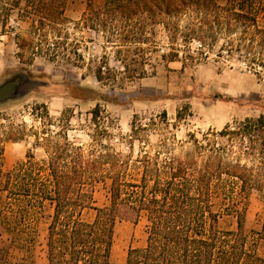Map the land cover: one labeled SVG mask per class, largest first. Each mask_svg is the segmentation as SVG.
<instances>
[{"label": "trees", "instance_id": "trees-1", "mask_svg": "<svg viewBox=\"0 0 264 264\" xmlns=\"http://www.w3.org/2000/svg\"><path fill=\"white\" fill-rule=\"evenodd\" d=\"M67 2L3 4L9 13L25 3L32 18L27 33L17 36L22 53L86 68L102 86L120 89L146 78L156 54L185 68L216 52L219 59L264 74V0H104L99 7L91 5L77 23L103 40L102 55L88 64L84 42L69 32ZM37 111L45 136L36 145L42 144L47 159L38 164L30 155L13 166L0 189L7 198V210L0 212L7 229L21 233L32 213L52 206L48 264H111L116 225L136 224L142 217L147 244L129 250L124 264H263L257 243L264 240V221L250 236L245 220L251 194L258 192L264 200V115L210 130L202 138L189 133L178 140L172 130L193 117L190 103L176 110L175 124L166 111L153 114L148 123L135 114L130 140L139 143L140 152L133 160L111 144L115 122L101 104L90 112L87 144L69 139V110L57 119L65 123L58 132L47 129L55 126L47 107ZM8 128L0 123V164L6 144L24 136L19 126L9 122ZM150 135L155 144H150ZM132 170H137L136 177ZM106 181L109 204L95 207L93 189ZM215 196L221 198L223 211L236 218V230L215 228L220 216L214 210ZM86 210L95 211L93 220L82 218ZM0 264H9L2 248Z\"/></svg>", "mask_w": 264, "mask_h": 264}, {"label": "rangeland", "instance_id": "rangeland-1", "mask_svg": "<svg viewBox=\"0 0 264 264\" xmlns=\"http://www.w3.org/2000/svg\"><path fill=\"white\" fill-rule=\"evenodd\" d=\"M7 1L0 0V86L17 76L25 79L16 98L0 104V118H7L6 122L0 120V123L6 126L7 132L11 131L9 122L19 126L24 136L22 141L8 142L5 146L0 164V189L6 174L15 164L25 161L27 156L32 155L38 164L47 159L42 144L36 145L37 138L45 136L43 121L37 115V108L42 105L47 107L55 121V126L47 127L48 130H61L65 123L57 119L67 109L73 115L69 139L87 144L90 112L97 103L101 104L115 122L112 128L115 136L111 144L118 152L130 155L133 160L140 152L139 143L130 140L135 114L146 118L143 123H148V118L153 114L166 111L169 122L175 124L176 110L190 103L193 117L177 123V128L172 130L178 140H185L189 133L202 138L210 130L221 131L235 121L264 115V74L256 75L235 60L226 62L219 59L215 56L216 52L210 54L207 60L189 63L185 68L180 62L165 63L156 54L153 59L154 70L149 69L146 78L123 89L102 86L86 68L22 53L17 36L27 33L32 18L26 13L25 3L12 8L9 13L4 11L2 6ZM103 1L68 0L65 9L69 32L73 38L84 42L82 53L86 64L89 59L102 55L104 44L101 36L83 31L77 23L91 5L99 7ZM113 60L111 53V66L115 68L118 64ZM156 140L155 136H149L150 144H155ZM132 172L136 177L137 170ZM93 195L95 207L108 205L110 182L97 184ZM6 203V193L0 190V211L7 210ZM214 210L220 214L215 223L217 230L237 229L236 218L223 211L219 196L214 198ZM52 213V206L46 204L42 210L31 214L27 227L24 225L20 229L21 233H15L3 224V213L0 212V248L8 252L9 264H48L47 236ZM94 216V210H86L82 218L91 221ZM263 221L264 200L258 192H253L246 213V233L253 236L252 232L261 230ZM147 238L145 217L136 224L119 222L115 228L111 264H124L129 250L144 248ZM257 246L258 254L264 260V240L258 239Z\"/></svg>", "mask_w": 264, "mask_h": 264}, {"label": "water", "instance_id": "water-1", "mask_svg": "<svg viewBox=\"0 0 264 264\" xmlns=\"http://www.w3.org/2000/svg\"><path fill=\"white\" fill-rule=\"evenodd\" d=\"M24 79L23 76H17L0 86V104L13 100L19 95L18 90Z\"/></svg>", "mask_w": 264, "mask_h": 264}]
</instances>
